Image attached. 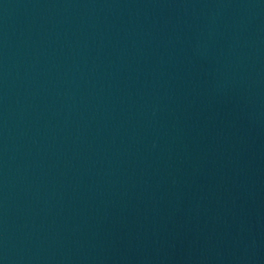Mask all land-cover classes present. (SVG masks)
<instances>
[{"label":"water","instance_id":"1","mask_svg":"<svg viewBox=\"0 0 264 264\" xmlns=\"http://www.w3.org/2000/svg\"><path fill=\"white\" fill-rule=\"evenodd\" d=\"M0 264H264V0H0Z\"/></svg>","mask_w":264,"mask_h":264}]
</instances>
